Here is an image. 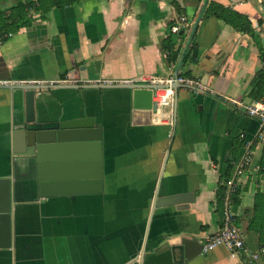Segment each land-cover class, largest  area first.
<instances>
[{"label":"crops","instance_id":"1","mask_svg":"<svg viewBox=\"0 0 264 264\" xmlns=\"http://www.w3.org/2000/svg\"><path fill=\"white\" fill-rule=\"evenodd\" d=\"M15 3L0 6L8 10ZM211 4L234 25L208 17ZM182 17L198 21L193 28L200 56L178 70L179 62L168 63L164 43ZM35 18L30 28L0 44V81L12 83L0 86V179L11 178L15 188L13 247L0 249V264H129L147 235L141 264H255L244 252L232 257L217 246L204 253L203 245L221 230L233 190L238 194L230 207L246 248L264 249V133L244 110L264 101V5L259 0H82ZM177 72L188 73L204 89H178L170 111L173 125L154 124L153 113L148 121L145 113L137 117L130 89L102 88ZM66 79L74 83L50 84ZM21 84L56 86L37 92L42 120L102 129V193L91 185L84 194L74 187L38 200L37 158L23 154L25 147L15 142L25 110L11 87ZM248 148L251 161L242 167ZM81 153L61 149L57 155L75 162ZM88 153L93 156L96 149ZM54 156L46 151V177L68 179L83 172L77 165L51 169ZM230 168L221 206L218 194ZM179 205L190 208L178 210ZM178 238L189 239L191 259L183 246L170 245Z\"/></svg>","mask_w":264,"mask_h":264},{"label":"water","instance_id":"2","mask_svg":"<svg viewBox=\"0 0 264 264\" xmlns=\"http://www.w3.org/2000/svg\"><path fill=\"white\" fill-rule=\"evenodd\" d=\"M203 14V12H202ZM202 16V15H201ZM192 41L189 39L187 48ZM187 48L181 56L178 64V70L183 64ZM178 74V72H177ZM176 74V76H177ZM62 86V85H57ZM56 86H37V85H13L11 90L19 92L24 104L25 116L15 130L16 144L25 147L23 154L36 157L39 167L38 200L46 199L52 195H60L63 192H72L71 188L79 187V194L88 192V187L93 185L96 193H102L104 190V169H103V135L102 129L90 126H78V121L65 122L60 120H42L37 113V92L47 90ZM118 87L130 89L132 91V101L137 117L140 113H145L149 120V115L156 111V105L153 102L154 91L157 89H166L168 85H144L140 83H121L114 85H104L102 88ZM178 91L180 88L177 84L172 86ZM139 119V118H138ZM78 148L82 151L80 161H63L59 160L57 152L61 149L70 150ZM90 148L96 149V154L88 153ZM46 151L55 152V159L49 165L51 169L58 170L61 167L71 169L75 165L79 166L81 174L78 177L62 179L57 174L46 177ZM65 158H71L66 154ZM15 188L11 178L0 179V249H12L13 247V206L15 203ZM69 194V193H68ZM157 204V203H156ZM180 204V203H179ZM190 205H179L178 210L189 209ZM151 224V221H150ZM149 224V228H150ZM149 230V229H148ZM148 235L144 241L142 252L138 257L133 259L129 264H141L146 253ZM189 239L178 238L170 243L171 246H183L184 256L191 259L188 255Z\"/></svg>","mask_w":264,"mask_h":264},{"label":"built area","instance_id":"3","mask_svg":"<svg viewBox=\"0 0 264 264\" xmlns=\"http://www.w3.org/2000/svg\"><path fill=\"white\" fill-rule=\"evenodd\" d=\"M264 5V0H259ZM197 22L190 21L186 17H182L179 22L171 26L170 31L172 34H178L181 31H191L193 26H196ZM72 79H66L59 81L58 83H50L51 85H64L72 84ZM130 83V82H127ZM132 83V82H131ZM11 82L0 81V86H10ZM141 84V83H140ZM142 84L156 86V85H168L166 89H157L154 91L153 102L156 105V111H153L152 122L154 124H167L173 125L172 122V108L177 96V92L172 88L177 84L179 87L189 89L194 93L202 91L204 88L199 81L192 77H179L174 75L167 79H161L157 77H148L143 79ZM246 114L258 121L260 130L264 133V101L244 106ZM171 111V112H170ZM251 161L249 148L244 156L242 167ZM217 246H225L232 257H235L239 253H246L252 263L259 264L264 256V249L258 253L249 252L246 248L245 239L241 230L237 227L234 215L231 211V207L227 202L225 211L224 222L221 230L207 238L203 245V252L208 253L212 248Z\"/></svg>","mask_w":264,"mask_h":264},{"label":"trees","instance_id":"4","mask_svg":"<svg viewBox=\"0 0 264 264\" xmlns=\"http://www.w3.org/2000/svg\"><path fill=\"white\" fill-rule=\"evenodd\" d=\"M9 0H0L6 2ZM16 3L8 10H3L0 6V44L8 41V39L20 32L22 29L30 28L36 21V16L44 18L48 12L55 8H64L80 2L82 0H38L37 2L28 0H14ZM207 16H217L219 18L229 21L223 10L219 6L214 4L210 5ZM234 25L233 21H229ZM196 28L191 31H181L178 34H170L169 38L164 43V49L167 53V61L170 65L176 66L179 62L181 51L186 44L189 43V34L192 36L190 46L187 48V52L183 61V65L186 63L196 64L199 60V49L195 43ZM189 37V38H188ZM179 77H190L188 73H178ZM231 182V168L228 170L226 176L222 179L220 186L218 200L222 206L223 201L226 199L228 185ZM237 191L231 190L230 196L227 199L229 205L231 201H235L237 198Z\"/></svg>","mask_w":264,"mask_h":264}]
</instances>
